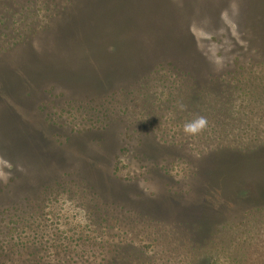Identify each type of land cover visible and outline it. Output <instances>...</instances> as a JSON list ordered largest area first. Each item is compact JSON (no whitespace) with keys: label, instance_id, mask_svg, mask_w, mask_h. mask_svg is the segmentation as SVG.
I'll use <instances>...</instances> for the list:
<instances>
[{"label":"rangeland","instance_id":"obj_1","mask_svg":"<svg viewBox=\"0 0 264 264\" xmlns=\"http://www.w3.org/2000/svg\"><path fill=\"white\" fill-rule=\"evenodd\" d=\"M108 263L264 264V0H0V264Z\"/></svg>","mask_w":264,"mask_h":264},{"label":"flooded vegetation","instance_id":"obj_2","mask_svg":"<svg viewBox=\"0 0 264 264\" xmlns=\"http://www.w3.org/2000/svg\"><path fill=\"white\" fill-rule=\"evenodd\" d=\"M245 100V99H244ZM253 100H255V99H253ZM109 264V263H108Z\"/></svg>","mask_w":264,"mask_h":264}]
</instances>
